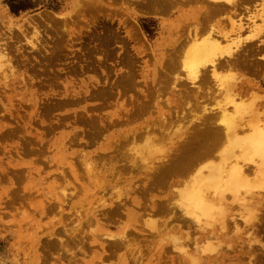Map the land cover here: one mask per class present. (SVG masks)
Instances as JSON below:
<instances>
[{
	"label": "rangeland",
	"instance_id": "374dc122",
	"mask_svg": "<svg viewBox=\"0 0 264 264\" xmlns=\"http://www.w3.org/2000/svg\"><path fill=\"white\" fill-rule=\"evenodd\" d=\"M210 3L0 0V264H264V187L249 213L224 202L235 225L179 204L224 88L264 120V0ZM210 30L231 53L188 74Z\"/></svg>",
	"mask_w": 264,
	"mask_h": 264
},
{
	"label": "bare ground",
	"instance_id": "6f19581e",
	"mask_svg": "<svg viewBox=\"0 0 264 264\" xmlns=\"http://www.w3.org/2000/svg\"><path fill=\"white\" fill-rule=\"evenodd\" d=\"M208 1L220 7L221 2L229 3L231 0ZM248 27L254 33H257L261 28L257 25ZM241 28L242 25L235 28V35H237L235 38L240 37L239 30ZM196 34L194 33L189 37L190 44L184 51L182 66L188 74L195 73L199 68L207 65L210 66L213 72L217 64H223L218 61L217 56L231 53L230 44L234 43L233 39L231 40L229 35L218 36L214 30L208 31L207 35L200 40L196 39ZM253 36L254 34H252ZM255 43L257 45L258 42ZM221 84V86H225L224 82H221ZM229 86L223 88L229 92L227 93V99H229L227 102L231 103L233 107L231 106L232 110L229 111L223 109L219 114V120L224 125L223 127L220 126L223 133L217 136V142L212 144L210 148L208 146L203 152L200 151L196 154V159L199 161L202 159L200 161L202 163L194 165L190 173L188 172L187 175L190 176L189 184L180 194L179 204L185 206V214L195 224L194 226L202 230H205V223H209V220L215 219L217 215L223 225L228 222L233 225L236 224L235 217L237 216L233 213H219L227 199L237 202L239 206H244L246 213H249L251 204L256 203L264 193H261V189L264 187V120L261 119L262 117L260 118L258 110L251 103L245 104L240 99L235 100L234 95L238 94L233 93L234 90L231 92ZM235 150L241 160L245 162L243 165L238 164L237 159L230 160L228 165L222 163L214 165L208 161V157L216 151H218L222 160L231 159L235 154ZM204 168H206V171H204ZM250 168L253 172V179H250L247 175L251 171ZM247 169L250 170L247 171Z\"/></svg>",
	"mask_w": 264,
	"mask_h": 264
},
{
	"label": "trees",
	"instance_id": "16d2710c",
	"mask_svg": "<svg viewBox=\"0 0 264 264\" xmlns=\"http://www.w3.org/2000/svg\"><path fill=\"white\" fill-rule=\"evenodd\" d=\"M10 8H11V10L13 11V12H17L18 10H20V9H24L25 8V6H22V5H10ZM145 29H147L146 27H145Z\"/></svg>",
	"mask_w": 264,
	"mask_h": 264
}]
</instances>
